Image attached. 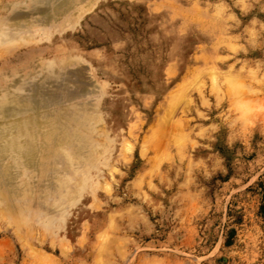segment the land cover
Listing matches in <instances>:
<instances>
[{
	"label": "rangeland",
	"instance_id": "rangeland-1",
	"mask_svg": "<svg viewBox=\"0 0 264 264\" xmlns=\"http://www.w3.org/2000/svg\"><path fill=\"white\" fill-rule=\"evenodd\" d=\"M92 2L0 42V112L80 103L99 142L74 201L55 158L8 170L0 264H264V0ZM32 3L0 0V29Z\"/></svg>",
	"mask_w": 264,
	"mask_h": 264
},
{
	"label": "bare ground",
	"instance_id": "bare-ground-1",
	"mask_svg": "<svg viewBox=\"0 0 264 264\" xmlns=\"http://www.w3.org/2000/svg\"><path fill=\"white\" fill-rule=\"evenodd\" d=\"M46 1L51 6L50 10L48 7H42V3L41 5L32 3L15 13H8L5 20L3 19L5 28L0 29V42L13 43L17 40L15 36L19 33L23 35L24 39H27L31 36L28 34L29 31L36 28L52 27L63 30L71 27L73 22L78 21L82 13L90 9L94 2L92 0ZM71 64H67V66ZM27 91L34 95L36 89L33 87ZM46 99L43 98V100ZM26 100L25 104L20 100L22 104L20 108H6L2 113L0 112L3 115V121H0V195L3 196V193L5 197L17 195L16 191L11 190L16 188L12 178L6 177L10 168L21 167L24 170L38 172L42 167H45L46 160L52 157L55 160L51 163L47 161L46 168L53 173L51 179L53 187L58 185V188L54 189L58 192L56 196L59 200L66 202L74 201L79 194L76 190L78 179L74 177L75 181L71 186H68L66 181L68 179L69 183V178L71 179L69 175H75L82 169H87L88 165L93 164L95 153L99 149L96 135L94 134L92 139V135L88 134L89 131L85 127L88 123L83 121L86 120L85 116H82L83 120L80 119L79 114L80 118L77 116L79 109L83 111V104L79 103L77 108L68 109L67 107L66 110L64 109L65 112L60 114L64 122L59 123L58 120H55L56 114L49 112V107H53L52 104L50 105V101L41 103L35 96L26 97ZM28 105H30L29 109H27ZM52 117L53 119H50ZM5 160L9 163L6 164ZM60 174L63 175V179L60 178ZM51 190L53 189L51 188Z\"/></svg>",
	"mask_w": 264,
	"mask_h": 264
}]
</instances>
